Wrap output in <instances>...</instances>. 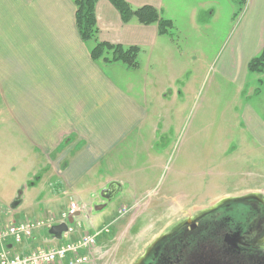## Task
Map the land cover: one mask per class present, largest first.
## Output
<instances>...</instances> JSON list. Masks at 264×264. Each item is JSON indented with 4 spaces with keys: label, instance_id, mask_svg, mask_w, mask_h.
<instances>
[{
    "label": "rangeland",
    "instance_id": "374dc122",
    "mask_svg": "<svg viewBox=\"0 0 264 264\" xmlns=\"http://www.w3.org/2000/svg\"><path fill=\"white\" fill-rule=\"evenodd\" d=\"M207 2L214 10L212 17L207 13ZM191 5L197 14L193 28L182 19ZM182 10L180 18L170 10L168 17L173 15L177 19L171 20L175 25L171 32L183 53L176 54L164 66L163 76L154 78L146 73L143 55L137 59L142 70H130L135 93L141 94V82L147 78L154 82L164 79L167 94L162 99L161 84L160 90L159 84H155L152 95L157 94V98H150L151 124L143 132V139H132L121 154L112 156L116 157L117 167H102L103 177H112L109 184L122 182L121 192L105 203L98 189L97 196L92 195L87 204L93 223L84 215L74 222L75 229L78 225L85 231L100 229L119 208L130 209L121 218V233L107 242L102 261L97 258L98 264H118L117 251L123 240L128 246L121 259L128 261L126 258H132L137 247L132 240L139 243L147 232L162 231L164 221L172 214H193L224 198L244 194L264 197V147L248 131L244 116L247 108L263 115L264 85H259L258 79H264V74L251 75L246 70L239 78L238 73L222 64L238 43L244 10L239 11L231 0H182ZM176 29L188 39L179 36ZM257 88L259 93L255 95ZM16 132L0 96L1 227L8 226L10 221H36L49 214L57 215L62 207L43 203L48 198L44 181L48 172L43 170L46 160L21 154L27 146L25 141L18 142ZM32 183L35 188L30 189ZM133 189L142 190L144 195L133 201L127 191L133 193ZM19 196L21 206L11 210ZM129 229L132 238L127 236ZM115 230L112 226L111 232Z\"/></svg>",
    "mask_w": 264,
    "mask_h": 264
},
{
    "label": "crops",
    "instance_id": "0c3cea01",
    "mask_svg": "<svg viewBox=\"0 0 264 264\" xmlns=\"http://www.w3.org/2000/svg\"><path fill=\"white\" fill-rule=\"evenodd\" d=\"M75 1L0 0V96L16 125L18 142L25 141L27 146L21 154L46 160L43 170L48 172V179L44 180L48 198L43 203L50 207L62 206L61 211L71 202L90 209L87 204L92 195L97 196L98 189L100 193L112 178L103 177L102 167H117L116 157L112 156L121 154L132 139H143V132L148 123L151 124L148 104L150 98H157V94L152 95L155 84H159L158 90L161 84L162 99L167 94L163 89L164 79L154 82L147 78L141 82V94H137L130 78L131 69L120 63L105 64L90 58L95 42H83L78 34ZM125 1L133 9L151 6L170 21L177 20L173 15L168 17L170 11L178 17L184 13L182 0ZM208 12L212 17L211 4H208ZM94 13L98 41L124 48L138 47L139 55L146 58V73L154 78L163 76L164 66H168L176 54L183 53L172 32L161 36L155 24L144 26L135 20L124 24L108 0H98ZM242 15L243 28L236 39L238 43L232 46L222 63L238 73L239 78H243L241 74L245 75L248 62L264 47V0H247ZM196 17L191 5L182 19L186 26L193 28ZM176 33L183 36L180 30L176 29ZM142 68L138 63L134 71L139 73ZM244 116L248 131L264 147L263 115L247 108ZM30 186V189L35 188L33 183ZM127 191L133 201L144 195L142 190ZM17 200L19 205L11 206V210L21 206L20 196ZM112 216L117 217V212ZM121 220L112 225L115 231L110 230L107 236L99 238L100 261L107 242L121 233ZM129 231L127 236L132 238ZM151 234L147 232L142 240L148 235L152 238L155 232ZM136 240H132L135 245ZM44 241L45 233L38 232L27 247L36 249ZM123 242L117 251L118 264H130V258L126 263L121 259L128 246ZM99 259L92 264H98Z\"/></svg>",
    "mask_w": 264,
    "mask_h": 264
},
{
    "label": "flooded vegetation",
    "instance_id": "af4514ba",
    "mask_svg": "<svg viewBox=\"0 0 264 264\" xmlns=\"http://www.w3.org/2000/svg\"><path fill=\"white\" fill-rule=\"evenodd\" d=\"M177 214L166 218L162 231L136 243L130 264H264L261 194L224 198L193 214Z\"/></svg>",
    "mask_w": 264,
    "mask_h": 264
},
{
    "label": "built area",
    "instance_id": "2783aa9c",
    "mask_svg": "<svg viewBox=\"0 0 264 264\" xmlns=\"http://www.w3.org/2000/svg\"><path fill=\"white\" fill-rule=\"evenodd\" d=\"M79 213H85V208L71 202L59 215L49 214L36 221L22 220L0 227V264L92 263L97 253V238L107 233L108 228L92 233L84 232L81 225L75 229L74 222ZM70 218L74 220L72 224L67 223ZM62 223H66L67 230L61 234L60 240H46L44 246L36 249L27 247L35 233L47 231Z\"/></svg>",
    "mask_w": 264,
    "mask_h": 264
},
{
    "label": "trees",
    "instance_id": "16d2710c",
    "mask_svg": "<svg viewBox=\"0 0 264 264\" xmlns=\"http://www.w3.org/2000/svg\"><path fill=\"white\" fill-rule=\"evenodd\" d=\"M98 0H76L75 1V25L78 34L83 42L93 41L94 47L90 51V58L93 61L102 60L105 64L120 63L131 70L138 68V47L124 48L120 45H113L107 42H100L97 39L98 29L95 19V5ZM117 10L122 23L127 24L135 20L140 25L155 24L158 34L169 35L173 29L170 20L161 17L158 10L151 6H141L133 9L125 0H108ZM236 8L244 10L247 0H231ZM248 74H264V47L247 64ZM259 85H264V79H258ZM259 93V88L255 90V95ZM264 122V111H263Z\"/></svg>",
    "mask_w": 264,
    "mask_h": 264
},
{
    "label": "water",
    "instance_id": "95a60500",
    "mask_svg": "<svg viewBox=\"0 0 264 264\" xmlns=\"http://www.w3.org/2000/svg\"><path fill=\"white\" fill-rule=\"evenodd\" d=\"M121 191V186L117 182H112L108 185V187L101 191V198L106 200L107 202L111 201L119 192ZM19 205V201L16 200L12 204V208L17 207ZM69 224L73 223V218L68 220ZM67 230V226L65 223L53 226L48 230L47 234L54 237L56 240L61 239V234Z\"/></svg>",
    "mask_w": 264,
    "mask_h": 264
}]
</instances>
